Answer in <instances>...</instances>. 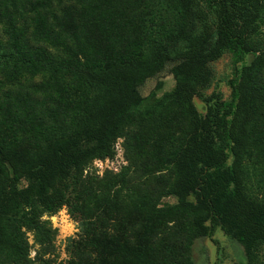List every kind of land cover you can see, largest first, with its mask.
I'll return each mask as SVG.
<instances>
[{"label":"trees","instance_id":"trees-1","mask_svg":"<svg viewBox=\"0 0 264 264\" xmlns=\"http://www.w3.org/2000/svg\"><path fill=\"white\" fill-rule=\"evenodd\" d=\"M188 1L182 17L201 20V28L193 32L185 23L176 22L156 39L150 49V74L160 71L167 60H176L172 68L175 84L144 109L136 107L140 94L134 78L127 73L104 75L94 71L88 57L82 61L77 56L71 45L73 37L53 35L55 29L51 25L59 20L60 10L52 0L39 4L43 13L34 10V46L25 40L23 28H16L13 21L9 23L5 43L15 57L18 55L19 65L27 64L35 71L70 74L84 87L97 82L116 97L93 105L84 114H76L65 131H58L51 123L45 126L49 130L44 137L46 150L25 168V185H19L23 174L21 159L0 137V162L13 166L11 176L0 169V264H48L44 254L53 249L55 229L40 218L42 212L63 204V184L68 176L72 174L75 182L80 181L84 166L94 157L108 154L118 136H124L128 147V165L111 203L123 211L119 215L121 224L132 203L146 211L145 217L130 223L121 235L114 232L115 222L108 228L94 226L100 229L88 234L85 247L72 252L68 264L95 261L102 256V247L113 246L120 238L129 247L140 249L144 240L150 241L148 236H140L142 229L155 237L167 234L166 249L170 253L164 264H191L192 240L209 235L216 225L243 246L247 264H264V199L249 194L248 173L243 165L251 153V141L264 139V0ZM209 14L211 22L207 21ZM16 29L17 39L12 40ZM178 41L183 42V48L172 49ZM225 50L231 53L233 66V77L228 81L230 99L203 97L208 104L201 114L193 105L192 96H201V89L211 80L208 62ZM64 52L67 56H60ZM250 52L254 56L246 64L244 56ZM11 70L14 72L17 67L13 65ZM163 122L175 129L164 154L132 156L129 132L145 124L159 128ZM11 139H18L15 131ZM229 156L231 162L227 164ZM110 177L106 174L104 180ZM190 194L192 199L188 198ZM167 195H174L176 202L159 207V199ZM113 208L111 204L107 211ZM163 213L171 217L154 220ZM26 231H31L38 244L33 257L29 256ZM155 241H150L151 251L158 244ZM93 251L100 254L92 256ZM96 263L111 264L101 259Z\"/></svg>","mask_w":264,"mask_h":264},{"label":"rangeland","instance_id":"rangeland-1","mask_svg":"<svg viewBox=\"0 0 264 264\" xmlns=\"http://www.w3.org/2000/svg\"><path fill=\"white\" fill-rule=\"evenodd\" d=\"M43 1L45 0L38 3L37 0H0V137L10 143L21 159L19 162L23 174L19 185L27 183L25 168L33 164L38 153L46 150L47 142L44 137L49 130L45 126L51 123L58 131H65L76 114H84L93 105L110 102L116 97L114 92L97 82L84 87L70 74L35 71L27 64H20L23 67L19 65L16 61L18 55L15 57V53L5 43L6 29L13 21L16 28L25 30V40L34 46L36 40L32 35V16L34 10L43 13L44 8L39 5ZM186 2L189 1L52 0L51 3L60 11L57 17L59 20L52 23L51 27L55 29L53 35L58 38L66 34L73 37L71 45L77 56L82 61L88 57L94 71L104 75L127 73L134 78L139 83L140 94L136 107L144 109L170 91L175 84L172 68L177 63L176 60H167L160 71L150 74L153 63L150 49L156 39L166 27L176 22L185 23L193 32L201 28V20L182 17ZM211 19L212 15L209 14L207 21L211 22ZM261 26L264 32V24ZM12 33L11 39H17L18 30ZM171 48L181 49L183 42L178 41ZM60 56L65 57L67 53ZM253 56L254 53H247L244 62L248 64ZM13 65L17 67L14 72L11 70ZM207 65L211 80L201 89V96H192V103L201 114L205 113L208 104L203 97L230 99L228 81L233 77L231 53L227 50ZM13 131L18 136L17 140L11 139ZM173 131L175 129L166 122L159 128L151 124L134 127L129 132L132 156L164 154L166 142ZM126 146L124 136L116 137L108 154L94 157L84 166L80 181L75 182L76 177L72 174L68 176L63 184L64 203L53 211L42 212L40 218L55 229L53 249L44 254L48 264H68L72 259V252L85 247L88 234L94 229H100L94 226L103 225L108 228L115 222L114 232L121 235L130 223L144 219L146 211L132 203L123 217L124 224H121L119 215L123 211L115 202L111 203V196L121 183V176L126 177ZM230 162L231 156L226 163ZM243 165L248 173L249 194L264 199V139L251 141V153L245 157ZM12 168V164L0 162V169L4 174L11 176ZM196 168H199V163H196ZM106 174L111 177L104 180ZM75 187L76 190L73 189ZM79 193L82 195L78 197L76 194ZM188 198L192 199L193 195L190 194ZM175 202L174 195H167L159 199L158 206L165 207ZM111 204L114 208L107 211ZM170 217L171 214L163 213L155 216L154 220ZM26 235L30 244L29 256L33 257L38 244L34 242L31 231H26ZM154 235L147 229L140 231L142 238L148 236L150 241L155 239L156 244L158 242L153 251L150 250L149 240H144L143 246L135 249L120 238L115 245L102 247L99 259L82 261V264H97L96 261L100 259L111 264H164L163 261L168 260L170 253L166 249V246L169 247V241L165 240L168 239L167 234H160L158 237ZM98 254L100 252L93 251L92 256ZM189 256L191 264H247L243 246L235 238L225 234L219 225L209 235L192 240Z\"/></svg>","mask_w":264,"mask_h":264}]
</instances>
